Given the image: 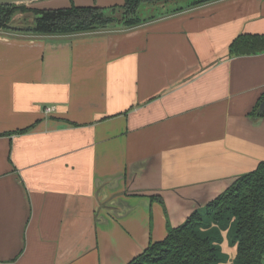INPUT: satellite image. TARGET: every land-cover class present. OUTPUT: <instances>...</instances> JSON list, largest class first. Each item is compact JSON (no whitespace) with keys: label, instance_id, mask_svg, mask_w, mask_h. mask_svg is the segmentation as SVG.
Masks as SVG:
<instances>
[{"label":"crops","instance_id":"1","mask_svg":"<svg viewBox=\"0 0 264 264\" xmlns=\"http://www.w3.org/2000/svg\"><path fill=\"white\" fill-rule=\"evenodd\" d=\"M240 35L264 36V0L0 30V264H128L264 162V52L230 54Z\"/></svg>","mask_w":264,"mask_h":264},{"label":"trees","instance_id":"2","mask_svg":"<svg viewBox=\"0 0 264 264\" xmlns=\"http://www.w3.org/2000/svg\"><path fill=\"white\" fill-rule=\"evenodd\" d=\"M173 1L177 0H121L119 7L123 9V26L116 29L130 30L152 21L154 17L142 20L137 16L143 4ZM219 1L222 0H190L185 9ZM102 9L97 5H72L60 9H38L25 4L0 5V30L28 36H73L110 30L109 24L115 19L104 17ZM29 13L36 16L33 27H14L11 24L13 18ZM229 49L230 54L236 56L263 53L264 36L240 35ZM263 100L264 93L252 115L264 118V110H259ZM211 230H227L228 234L232 231L229 244L235 246V255L229 263L264 264V162L235 179L224 193L206 205L204 214L194 212L180 226L169 228L162 241L150 244L128 264H224L218 248L220 239L206 234L213 233ZM214 234L218 236V233Z\"/></svg>","mask_w":264,"mask_h":264},{"label":"rangeland","instance_id":"3","mask_svg":"<svg viewBox=\"0 0 264 264\" xmlns=\"http://www.w3.org/2000/svg\"><path fill=\"white\" fill-rule=\"evenodd\" d=\"M55 2V3H53ZM53 3V4H52ZM121 0H100L99 3L95 2L94 0H44L39 3H30L26 4L27 6H33L43 4L40 7H37L38 9H60V8H68L73 6H95L100 5L102 9V13L104 17H113L115 19V22L109 24L110 30L120 28L122 27V17H123V9L120 6ZM190 3V0H177L173 2H168L165 4H146L142 5L139 8L138 17L142 20L148 19L150 17H160L166 13L174 12L178 9H185L187 8V5ZM110 7H113V9H110ZM36 16L32 14H27L22 17H15L13 18L11 24L14 27H23V28H31L34 25V19ZM119 21V22H118ZM213 231V233H218V237L223 240V245H218V248L220 250V255L224 254L225 257H227L224 261V264H226V261H228V258L230 259L232 252L230 249V233L232 231L227 232L225 231V235L222 236L221 231ZM210 232V231H208ZM214 239V234L210 235ZM222 250V251H221ZM224 251V252H223Z\"/></svg>","mask_w":264,"mask_h":264},{"label":"water","instance_id":"4","mask_svg":"<svg viewBox=\"0 0 264 264\" xmlns=\"http://www.w3.org/2000/svg\"><path fill=\"white\" fill-rule=\"evenodd\" d=\"M40 1H44V0H0V5H21V4H30V3H36V2H40ZM159 4H163V3H159ZM158 4V5H159ZM142 6V5H141ZM140 6V7H141ZM139 7V8H140ZM139 10V9H138ZM139 12V11H138ZM138 14V13H137ZM260 110L263 111L264 110V100L262 101V103L260 104Z\"/></svg>","mask_w":264,"mask_h":264},{"label":"built area","instance_id":"5","mask_svg":"<svg viewBox=\"0 0 264 264\" xmlns=\"http://www.w3.org/2000/svg\"><path fill=\"white\" fill-rule=\"evenodd\" d=\"M54 108H46L45 109V113H50ZM229 264H233V263H229Z\"/></svg>","mask_w":264,"mask_h":264}]
</instances>
